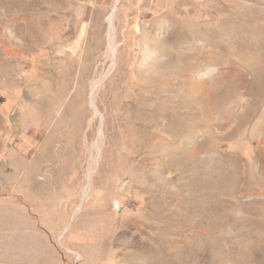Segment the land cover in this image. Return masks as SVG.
<instances>
[{"label": "rangeland", "instance_id": "1", "mask_svg": "<svg viewBox=\"0 0 264 264\" xmlns=\"http://www.w3.org/2000/svg\"><path fill=\"white\" fill-rule=\"evenodd\" d=\"M0 228V264H264V0H0Z\"/></svg>", "mask_w": 264, "mask_h": 264}, {"label": "bare ground", "instance_id": "2", "mask_svg": "<svg viewBox=\"0 0 264 264\" xmlns=\"http://www.w3.org/2000/svg\"><path fill=\"white\" fill-rule=\"evenodd\" d=\"M115 10H116V8H115V6L113 7V11H112V15H111V21H110V27L112 28V24H113V20H114V15H115ZM90 105H91V107L92 108H96L95 107V104H94V96H93V94L91 93V96H90ZM1 229V228H0ZM3 232V231H2ZM2 235H3V233H2ZM1 238H2V236H1V234H0V240H1Z\"/></svg>", "mask_w": 264, "mask_h": 264}]
</instances>
